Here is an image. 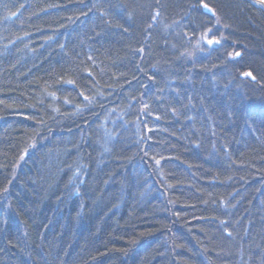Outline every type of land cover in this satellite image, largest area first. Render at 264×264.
<instances>
[{"label":"trees","instance_id":"16d2710c","mask_svg":"<svg viewBox=\"0 0 264 264\" xmlns=\"http://www.w3.org/2000/svg\"><path fill=\"white\" fill-rule=\"evenodd\" d=\"M0 264H264V5L0 0Z\"/></svg>","mask_w":264,"mask_h":264},{"label":"snow or ice","instance_id":"6c2138e0","mask_svg":"<svg viewBox=\"0 0 264 264\" xmlns=\"http://www.w3.org/2000/svg\"><path fill=\"white\" fill-rule=\"evenodd\" d=\"M256 2L259 3L260 5H264V0H256ZM204 8L207 9V8H208V5L205 4V5H204ZM13 15H14V13H13ZM213 42H214V41H212V40H209V41H208L209 44H211V43H213ZM215 42L218 43V41H215ZM235 55H236V56H239L240 53H235ZM245 75H246V76H251V73H245ZM253 79H255V77H253Z\"/></svg>","mask_w":264,"mask_h":264},{"label":"rangeland","instance_id":"374dc122","mask_svg":"<svg viewBox=\"0 0 264 264\" xmlns=\"http://www.w3.org/2000/svg\"><path fill=\"white\" fill-rule=\"evenodd\" d=\"M202 42H204V39H202Z\"/></svg>","mask_w":264,"mask_h":264}]
</instances>
